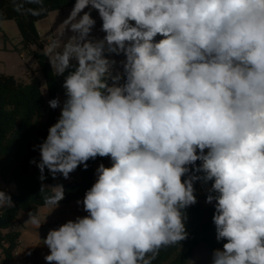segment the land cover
Segmentation results:
<instances>
[{
    "label": "clouds",
    "instance_id": "9594fccd",
    "mask_svg": "<svg viewBox=\"0 0 264 264\" xmlns=\"http://www.w3.org/2000/svg\"><path fill=\"white\" fill-rule=\"evenodd\" d=\"M43 55L66 99L48 101L60 115L30 161L39 179L111 160L85 193L87 215L47 233L46 264H152L187 239L196 181L211 182L227 241L212 264H264V0H75ZM45 190L53 209L65 198L62 184Z\"/></svg>",
    "mask_w": 264,
    "mask_h": 264
},
{
    "label": "trees",
    "instance_id": "16d2710c",
    "mask_svg": "<svg viewBox=\"0 0 264 264\" xmlns=\"http://www.w3.org/2000/svg\"><path fill=\"white\" fill-rule=\"evenodd\" d=\"M74 3L75 0H43L45 11L40 15H32L28 9H38L41 5L30 3L29 0H0V23L5 20L17 23L22 39L16 50L27 51L34 56L46 77L50 99L56 98L55 78L48 58L43 55L44 45L36 23L51 12L72 7ZM45 109L46 100L38 78L26 83L0 72V177L6 183L13 182L17 189L16 194H9L13 207L4 208L0 214V219H6V223L0 225V247L3 249L1 264L14 262L20 232L12 226L18 214L23 211L37 215L40 208L45 206L44 197L51 194L50 190L41 192L42 184L46 185L34 176L33 163H30L36 157L33 137L46 138L48 135L47 131L35 124L37 118L44 116ZM55 117L56 109L50 108L48 121L53 123ZM109 159H90L86 170L81 166L80 179L63 185L65 198L59 204L84 198L86 191L94 184L96 165ZM214 204L197 201L186 208L187 239L174 246L161 248L152 264H188L202 242L208 243L212 255L216 249L223 250V244L227 241L216 239V226L212 219Z\"/></svg>",
    "mask_w": 264,
    "mask_h": 264
},
{
    "label": "crops",
    "instance_id": "0c3cea01",
    "mask_svg": "<svg viewBox=\"0 0 264 264\" xmlns=\"http://www.w3.org/2000/svg\"><path fill=\"white\" fill-rule=\"evenodd\" d=\"M72 7L65 8L63 10H56L51 12L48 17L42 19L36 23L37 29L40 33L42 43L48 44L53 37H55L60 29V24L69 15ZM87 11V9H85ZM92 17L95 19L96 24L92 30V37L102 39L105 35L101 31L102 21L97 11L91 12ZM71 35V33H67ZM161 37L157 36L159 40ZM21 33L17 23L14 20H5L0 23V72L13 75L16 78L29 83L33 78H38L41 82V89L46 100V109L42 118H37L35 124L42 130L48 132V128L57 122L60 115V108H56V117L53 123L48 121L50 107L48 101L50 99V93L46 77L41 71L39 64L34 56L27 51H18L16 46L21 42ZM54 73V72H53ZM55 78V94L56 98L59 97L61 105L66 99L65 90L62 87L63 76H57L54 73ZM46 138L40 136H34L32 139L33 147L36 149L35 161L39 162L40 154L38 148L35 146L41 144ZM101 163L96 165V168ZM105 167L111 166V160H107L103 163ZM199 164V162H197ZM32 172L34 176L39 179L40 172L35 163L32 165ZM81 175V166L78 167L73 173L70 174L68 179H64L59 176L53 179L45 169V176L47 177L42 181L46 186H54L56 184H66L75 180H79ZM202 175V174H201ZM97 177L95 175L94 183ZM40 180V179H39ZM211 187V182L204 183L202 181H196L194 183L195 195L197 201L206 203V196L208 194L207 189ZM0 190L5 191L8 194H16L17 189L13 182L6 183L2 177H0ZM80 201L81 203H77ZM83 198L74 200L67 204H59L56 208L49 206H42L37 214L41 221V226L36 228L34 225L27 223L29 220V214L21 211L18 214L17 219L13 223V229L20 232L19 246L15 251V259L13 264H46L45 256L50 254L49 248L43 243L49 230L57 229L68 220H75L78 216H86L87 213L83 210L82 204ZM215 201L212 203L214 204ZM3 209H0V214ZM213 256V255H212ZM213 261V257H212ZM211 261V264H212ZM1 264V259H0Z\"/></svg>",
    "mask_w": 264,
    "mask_h": 264
},
{
    "label": "rangeland",
    "instance_id": "374dc122",
    "mask_svg": "<svg viewBox=\"0 0 264 264\" xmlns=\"http://www.w3.org/2000/svg\"><path fill=\"white\" fill-rule=\"evenodd\" d=\"M212 257L208 243L202 242L196 249L194 256L189 260L188 264H211Z\"/></svg>",
    "mask_w": 264,
    "mask_h": 264
},
{
    "label": "built area",
    "instance_id": "2783aa9c",
    "mask_svg": "<svg viewBox=\"0 0 264 264\" xmlns=\"http://www.w3.org/2000/svg\"><path fill=\"white\" fill-rule=\"evenodd\" d=\"M113 58L116 59L117 61H120L124 57L123 56H114ZM117 67L119 68V65H117ZM2 256H3V249L0 247V259H2ZM28 264H31V263H28Z\"/></svg>",
    "mask_w": 264,
    "mask_h": 264
},
{
    "label": "water",
    "instance_id": "95a60500",
    "mask_svg": "<svg viewBox=\"0 0 264 264\" xmlns=\"http://www.w3.org/2000/svg\"><path fill=\"white\" fill-rule=\"evenodd\" d=\"M6 223V219H0V225Z\"/></svg>",
    "mask_w": 264,
    "mask_h": 264
}]
</instances>
